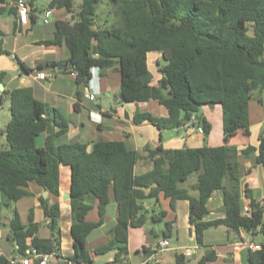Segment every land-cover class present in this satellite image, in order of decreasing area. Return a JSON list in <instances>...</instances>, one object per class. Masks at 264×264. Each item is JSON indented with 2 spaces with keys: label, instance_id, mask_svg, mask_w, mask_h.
I'll list each match as a JSON object with an SVG mask.
<instances>
[{
  "label": "trees",
  "instance_id": "1",
  "mask_svg": "<svg viewBox=\"0 0 264 264\" xmlns=\"http://www.w3.org/2000/svg\"><path fill=\"white\" fill-rule=\"evenodd\" d=\"M3 0H0V2ZM101 0H50L47 8L64 9L68 19L55 20L53 38L47 44L64 43L69 57L65 61L42 65H62L77 71V83L86 84L92 69L100 74L117 66L120 73L119 98L122 102L156 99L167 109L166 117L137 112L135 122L148 120L160 129L185 125L194 116L193 125H200L204 138L211 124L203 117L204 104L219 103L222 108L224 142L219 146L175 148L169 151L161 145L148 150L153 168L135 175V150L123 141H96L87 150L86 144L70 141L52 144L68 128V122L56 109L37 99L30 87L7 90L10 118L0 133L5 143L0 147V192L15 202L28 195L29 182L54 196L59 194V166L71 167L70 194L82 200L79 222L71 227L75 251L74 262L92 264L86 249L90 232L103 224L110 193L117 204L115 224L108 231L110 242L124 245L111 264L121 262L126 254L129 227H140L147 219L163 221L162 237L173 236L175 220H165V210L144 211L142 201L163 194L171 210L179 199L189 202V222L195 226L196 241L202 244V234L209 226L225 224L236 231L261 234L264 240V209L251 199L250 216L241 213L239 191L226 189L223 184L228 171L229 136L234 127L249 134L248 102L254 91L264 88V0H109L112 14L109 25L97 24V9ZM2 8L0 7V12ZM158 51L164 64L158 86L150 84L152 74L147 65V53ZM6 53L0 44V54ZM165 90V93L163 92ZM262 101V100H260ZM2 98L0 97V104ZM53 122L58 130L36 145L38 134ZM255 146L256 162L264 174V136L259 135ZM197 174L192 196L178 183ZM216 190L223 194L225 217L203 220L208 213L207 201ZM97 202V221L85 220V215ZM0 202V209L7 205ZM43 212L50 219L47 227L51 236H35L38 228L32 222L23 225L15 215L9 222L8 238L25 253V239L39 253L59 255L57 201L44 202ZM147 254L150 251L144 250ZM216 257L208 250L196 264H207ZM249 264H264V241L259 250L249 251ZM176 264H187L179 253ZM0 264H10L0 255ZM149 264V263H145Z\"/></svg>",
  "mask_w": 264,
  "mask_h": 264
},
{
  "label": "crops",
  "instance_id": "2",
  "mask_svg": "<svg viewBox=\"0 0 264 264\" xmlns=\"http://www.w3.org/2000/svg\"><path fill=\"white\" fill-rule=\"evenodd\" d=\"M27 25H20L16 16L13 0L0 2V44L6 53L0 54V89L2 90L0 104V129L10 118V104L7 90L16 87H30L34 96L46 103L50 108L59 111L68 122L67 131L52 141L54 145L78 141L86 144L87 150L92 148L96 141H123L126 146L137 153L134 174L139 175L153 168V159L148 150L159 145L169 151L175 148L200 147L203 145L219 146L224 142L222 129V108L219 103L204 104L200 111L203 117L211 124V130L206 138L199 132L196 125L187 122L185 125L174 128L160 129L148 120L134 121L137 112L150 113L155 117H166L167 109L158 100L149 98L144 101L122 102L119 98L120 73L117 66L108 68L100 74L96 68L92 69V76L86 84L76 82L70 74L72 69L62 65L44 64L41 62L65 61L69 52L64 43L47 44L45 40L53 38L54 26H49L52 20L68 19L69 14L64 9L53 8V19L48 23L41 20V14L50 0H27ZM55 23V21H54ZM164 64L162 54L158 51L147 53V65L152 74L150 84L158 86L162 74L159 67ZM44 72L45 77L37 74ZM91 91L94 99H89L85 93ZM165 93V90L163 91ZM248 102L249 134L243 133V128L234 127L229 136L227 154L228 171L223 184L226 189L236 187L239 191L241 210L249 206L251 199L261 202L264 199V174L262 166L256 162L257 151L246 152L248 145L255 146L259 135L264 136V95L261 91H254ZM262 100V101H260ZM58 130V127L49 122L46 130L36 137V145L43 146L45 138ZM5 143V136L0 133V147ZM71 167L67 164L59 166V194L52 195L41 189L37 184L29 182L26 190L28 195L18 201L8 202L0 192V202L8 204L0 209V255L2 256H29V264H38V258L30 252V237L25 239V253L19 250L15 241L10 240V220L17 215L20 222L27 226L32 222L38 225L35 236L47 238L51 236L47 225L50 222L44 215L43 203L57 201L60 208L58 217L59 255L50 253L48 264H62L75 251L71 233L73 224L79 222L78 213L82 200L71 196L70 193ZM197 174H191L184 181L178 183L180 188L186 189L192 196L198 191L193 187ZM97 202L85 215L87 221H97ZM223 194L220 190L212 193L207 201L208 213L203 220L210 221L225 217ZM144 211L149 217L152 213L165 210V220L174 219L173 236L170 244L164 250L151 253V247L162 238L163 221L151 222L149 219L140 227H129L128 240L125 245L126 254H120L121 262L116 264H176L175 258L186 249L192 251L187 258V264H196L208 251L215 252V259L207 264H242L240 252L245 247L242 242L253 241L262 244L264 240L256 239L258 234L245 231H236L225 224L209 226L202 234V244L196 241L195 226L189 222V202L179 199L175 203V210H171L169 199L162 193L154 198L142 201ZM117 204L110 193L109 203L103 224L89 233L86 239V249L91 257L92 264H111L124 245L110 242V228L115 224ZM144 250L150 251L146 253ZM49 254V253H46ZM79 263V262H78ZM84 264V263H79ZM249 264V263H247Z\"/></svg>",
  "mask_w": 264,
  "mask_h": 264
},
{
  "label": "built area",
  "instance_id": "3",
  "mask_svg": "<svg viewBox=\"0 0 264 264\" xmlns=\"http://www.w3.org/2000/svg\"><path fill=\"white\" fill-rule=\"evenodd\" d=\"M13 5L16 9V16H17V20L18 23L20 25H27L29 22V18H28V11H29V7H28V1L27 0H13ZM42 16V21L45 23H48L51 19H53V9L52 8H45L41 14ZM70 74L74 77L77 76V71L76 70H71ZM37 76L39 78H44L45 77V73L44 72H39L37 74ZM2 94V90L0 89V97ZM85 96L89 99H94L95 94L91 91H88L85 93ZM190 123L195 122V118L194 116H191V119L189 121ZM196 128L199 132H202V127L200 125H196ZM260 206L264 209V199L260 202ZM242 215L244 216H250L251 214V209L249 206H245L242 210H241ZM170 244V240L169 238H164L162 237L161 239H159L152 247H151V253L152 254H156L157 252H160L162 250H164L165 248H167ZM242 244L245 245V247L248 248L249 251H255V250H259L262 247V244L253 242V241H244L242 242ZM30 252L32 253L33 256L37 257L38 260V264H48L51 255L50 254H46V253H39L38 251H36L35 248H31ZM186 257L191 256L192 251L190 249H186L183 253ZM9 261L10 264H29V260L30 257L29 256H7L6 257Z\"/></svg>",
  "mask_w": 264,
  "mask_h": 264
},
{
  "label": "rangeland",
  "instance_id": "4",
  "mask_svg": "<svg viewBox=\"0 0 264 264\" xmlns=\"http://www.w3.org/2000/svg\"><path fill=\"white\" fill-rule=\"evenodd\" d=\"M109 12H111V5L109 4V0H101V3L97 9L98 16L96 18V23L99 25H101V24L109 25L111 23V19H112V14L111 13L108 14ZM54 21L55 20H52L51 24L49 26H51V27L54 26V24H55ZM262 93L264 95V88L262 89ZM2 117L3 116L1 115L0 121H1ZM4 209H5V206H4ZM256 239L263 240V236L261 234H258Z\"/></svg>",
  "mask_w": 264,
  "mask_h": 264
},
{
  "label": "water",
  "instance_id": "5",
  "mask_svg": "<svg viewBox=\"0 0 264 264\" xmlns=\"http://www.w3.org/2000/svg\"><path fill=\"white\" fill-rule=\"evenodd\" d=\"M41 20H42V16H41ZM90 150V147H88ZM65 197H69L70 193H65L64 194ZM248 255H249V250L247 247H243L241 252H240V256H241V262L242 264H247L249 263V259H248ZM62 264H79L78 262H71L68 259H65Z\"/></svg>",
  "mask_w": 264,
  "mask_h": 264
}]
</instances>
